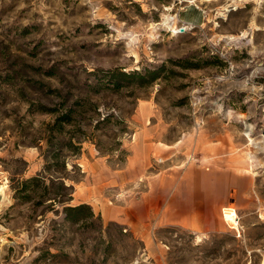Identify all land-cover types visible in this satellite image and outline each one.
Wrapping results in <instances>:
<instances>
[{
  "label": "rangeland",
  "instance_id": "374dc122",
  "mask_svg": "<svg viewBox=\"0 0 264 264\" xmlns=\"http://www.w3.org/2000/svg\"><path fill=\"white\" fill-rule=\"evenodd\" d=\"M191 1L0 0V264H262L264 0Z\"/></svg>",
  "mask_w": 264,
  "mask_h": 264
},
{
  "label": "crops",
  "instance_id": "0c3cea01",
  "mask_svg": "<svg viewBox=\"0 0 264 264\" xmlns=\"http://www.w3.org/2000/svg\"><path fill=\"white\" fill-rule=\"evenodd\" d=\"M196 1L199 2L200 0ZM191 2L193 3L180 8L177 11V15L180 20L199 27L204 24L206 11L201 6L195 4L194 0ZM215 175L214 173L211 174L210 171H202L196 167L188 168L186 176L188 178V184L191 186L187 196L188 205L193 200L196 204L198 203L200 192L202 193L200 195L201 199L204 201L211 200L214 208L224 205L226 201V197L224 199L222 198L224 188H220L224 187V185L219 182V178ZM159 199L165 202L160 215L162 222L167 225L182 224L180 223L181 218L177 215L176 211L178 201L176 189L166 194V196L159 195ZM217 199L220 200L218 201ZM198 214L199 211L197 209L195 211L189 210L190 216H196ZM185 224H191V221Z\"/></svg>",
  "mask_w": 264,
  "mask_h": 264
},
{
  "label": "trees",
  "instance_id": "16d2710c",
  "mask_svg": "<svg viewBox=\"0 0 264 264\" xmlns=\"http://www.w3.org/2000/svg\"><path fill=\"white\" fill-rule=\"evenodd\" d=\"M149 74V73H148ZM154 73H150V75L152 76ZM112 76L114 74H111ZM120 75L126 76L124 73H120ZM154 77V76H153ZM69 116H65L62 119L64 121L68 120ZM37 178L32 179L33 181L36 180ZM66 214L69 218H72L74 220H76L79 216H81L82 214H86L87 216H92V212L90 207H88L87 205H79L76 207H68L65 209Z\"/></svg>",
  "mask_w": 264,
  "mask_h": 264
},
{
  "label": "bare ground",
  "instance_id": "6f19581e",
  "mask_svg": "<svg viewBox=\"0 0 264 264\" xmlns=\"http://www.w3.org/2000/svg\"><path fill=\"white\" fill-rule=\"evenodd\" d=\"M223 216L227 222L233 224L234 226L237 225V215H236V212L233 210V208H231V207L224 208L223 209ZM262 264H264V260H263Z\"/></svg>",
  "mask_w": 264,
  "mask_h": 264
},
{
  "label": "built area",
  "instance_id": "2783aa9c",
  "mask_svg": "<svg viewBox=\"0 0 264 264\" xmlns=\"http://www.w3.org/2000/svg\"><path fill=\"white\" fill-rule=\"evenodd\" d=\"M178 24V30H187V29H191V28H194L196 27L195 25H192L190 23H187V22H184L182 20H180L179 18H177V21H176Z\"/></svg>",
  "mask_w": 264,
  "mask_h": 264
}]
</instances>
